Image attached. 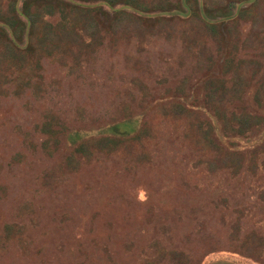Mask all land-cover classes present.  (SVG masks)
<instances>
[{
  "label": "rangeland",
  "instance_id": "rangeland-1",
  "mask_svg": "<svg viewBox=\"0 0 264 264\" xmlns=\"http://www.w3.org/2000/svg\"><path fill=\"white\" fill-rule=\"evenodd\" d=\"M248 7L223 33L222 63L219 33L194 16L103 27L41 6L32 54L0 41V264H264V124L251 142L229 133L264 114V0ZM125 117L146 125L139 141L94 142ZM71 129L85 131L83 154L64 141Z\"/></svg>",
  "mask_w": 264,
  "mask_h": 264
},
{
  "label": "trees",
  "instance_id": "trees-1",
  "mask_svg": "<svg viewBox=\"0 0 264 264\" xmlns=\"http://www.w3.org/2000/svg\"><path fill=\"white\" fill-rule=\"evenodd\" d=\"M252 0H239L238 3L232 4L231 7L226 8H205L199 0H193V8L189 5L188 0H177L174 4L168 3L165 7L148 9L144 5L135 0H12L8 5L10 16L0 18V41H7L11 44L13 49L23 50L25 53L32 54L33 50L29 44L31 35L34 33V24L32 21V12L39 9L41 6L47 7L49 15L53 16L56 13L59 15L64 9H78L85 15L93 16L97 22L103 26H109L112 21H116L120 15H128L132 19H136L141 24L154 26L161 23L172 21L183 22L189 16L195 17L199 20L205 28L212 32L219 33L218 40L221 41L225 53L219 55L220 63L226 62L225 56L229 55L226 51L230 45V41L224 37L223 33L226 31L229 24H236L241 18V15L249 8L248 5ZM243 5L247 7L243 8ZM32 12H31V11ZM177 17V18H174ZM59 23V22H58ZM55 25V24H52ZM57 26V25H56ZM102 28V27H101ZM224 56V57H223ZM222 59V60H220ZM259 106H264V100L259 103ZM187 113H202L209 108L203 107L192 108L188 105L182 107ZM205 115V114H204ZM207 115V114H206ZM249 118L253 119L251 123H242L239 119L238 123H233L234 126L230 128L231 138H243L244 142H251L252 136L246 135L249 128L252 126L260 127L264 124V114L260 112L257 115L248 114ZM208 121L205 123L207 130L214 136V141L217 145L224 147L222 139L217 135L220 131L218 119H211L209 115ZM213 117H216L213 115ZM239 118V117H238ZM245 125V127H243ZM237 126V128H236ZM241 126V128H240ZM146 125L139 127L138 121L132 117H125L123 119H115L105 123L96 132L98 135L94 142L103 144V146H116L125 141L137 142L142 137ZM264 127V125H263ZM245 128V129H244ZM202 129V124H199V130ZM81 129H71L64 134V141L66 144L73 146V150L79 154H83L84 139ZM93 139H91L92 141ZM109 148V147H107ZM220 264V263H218Z\"/></svg>",
  "mask_w": 264,
  "mask_h": 264
}]
</instances>
